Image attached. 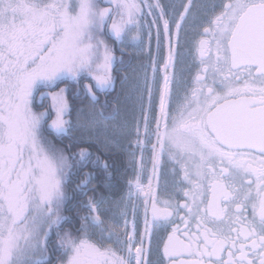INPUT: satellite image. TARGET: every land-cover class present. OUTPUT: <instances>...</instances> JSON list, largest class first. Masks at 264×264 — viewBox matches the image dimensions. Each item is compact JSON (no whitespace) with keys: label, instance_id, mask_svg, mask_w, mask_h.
Returning <instances> with one entry per match:
<instances>
[{"label":"snow or ice","instance_id":"snow-or-ice-1","mask_svg":"<svg viewBox=\"0 0 264 264\" xmlns=\"http://www.w3.org/2000/svg\"><path fill=\"white\" fill-rule=\"evenodd\" d=\"M103 2L108 7H100L98 0H0V264H51L50 233L68 219L61 215L67 199L65 178L92 156L81 148L70 158L50 142L45 144L42 124L48 112L33 111L34 93L58 81L79 84L84 77L93 81L83 85L84 95L97 102V92L110 91L115 79L112 65L117 57L102 38L105 33L120 43L129 38L139 41L145 15L157 9L168 34L169 21L159 0L154 4ZM192 6L193 0H187L175 21L177 42ZM217 7L221 10L209 21L210 27L203 28V38L196 44L200 68L194 87L179 96L170 113L171 85L179 88L181 84L167 73L177 57L170 48L159 117L151 132L144 118L145 135L155 137L153 178L159 185L161 157H166L173 165L170 173H180L173 183L188 185L180 188L184 203L159 199L151 181L145 190L139 176L128 181L126 197L112 203L118 209L124 203L126 209V200L145 197V231L137 242L135 227L126 231L125 210L119 212L123 228L106 224L101 210L109 201L103 195L89 196L83 205L87 215L81 216L83 237L65 232L57 242L66 264H147L144 243L152 227L171 226L181 211L187 213L180 217L185 239L180 240L178 227H173L165 256L196 257L181 264H264V0H221L212 5L213 10ZM156 19L152 17L153 24ZM66 91L61 88L48 94L56 115L49 127L57 134L70 131L71 122L65 119L69 112ZM114 119L115 113L106 114L101 108L95 111L92 125L107 129L106 122ZM136 133L140 135L139 127ZM135 143L143 146L141 140ZM92 163H102L110 177L107 162L97 157ZM93 178V173H84L76 189L83 195L95 192V186L88 187ZM189 218L196 229L191 235ZM89 227L98 231L102 241H113L126 256L111 244L89 239Z\"/></svg>","mask_w":264,"mask_h":264},{"label":"flooded vegetation","instance_id":"flooded-vegetation-1","mask_svg":"<svg viewBox=\"0 0 264 264\" xmlns=\"http://www.w3.org/2000/svg\"><path fill=\"white\" fill-rule=\"evenodd\" d=\"M99 2L103 7H108L103 0H99ZM155 2L156 0H147L149 4H154ZM159 3L163 6L164 18L169 21L168 43L171 45V48L173 40H175V44H178L177 66L180 68L181 84L179 86L180 91L176 97L178 99L172 100L168 105V111L172 113L174 112L176 104L179 103V96L194 87L193 79L200 68L196 58V44L203 38L201 35L203 28L210 27L209 21L221 10L219 7L213 10L212 5L220 4L221 0H193L190 14L182 22L178 42L176 39L175 21L179 20V15L183 12V5L187 3V0H159ZM158 11L157 9H153L152 12L154 14L151 13L149 16L152 18L155 15L158 18ZM159 23L162 25V20ZM102 37L112 48L114 56L117 57L112 65V75L115 78L114 87L106 93L97 92L99 100L93 102L90 97L83 93V85L93 83L89 78L81 77L79 84L71 80L58 81L57 86L60 88L68 85L69 89L73 87V93L69 94L75 105L70 110V119L73 118V109L77 106V116L81 112L83 117L95 115V111L102 108L106 114L115 113V119L109 120L115 123L107 124V129H104L101 125H96L94 128H88V131L86 129L83 131L84 128L89 126L87 121L82 129L69 126L70 131L66 134H57L53 129L49 128L47 126L49 119H46L44 126H42V134L45 133L46 135L52 136L55 142H57L56 144L64 147V151L70 158L72 153L77 152L81 148H86L92 153L89 162L85 166L73 168L65 178L63 187L67 199L61 208V215L68 217V219L61 223L59 229H54L50 233L48 255L51 264H66L67 257L58 249L57 245L60 237L65 232L70 233L74 238L83 237L84 233L80 231V225L82 223L81 216L87 215L88 210L83 205L87 203L89 196L95 197L105 194V198L109 203H106L101 210L102 218L106 221V224H119L123 228V219L119 218V212L125 209V205L122 203L118 209L112 202L126 197L129 191L128 181H134L139 176L140 183L146 190L151 181L155 195L159 199L172 200L178 204L184 203V197L180 188L188 187L186 184L173 183L174 180H179L180 173L177 172L175 176L170 173L169 170L173 168V165L164 156L161 157L159 166V185H157L156 180L153 178V151L151 144L155 143V137L153 136L149 139L144 133V118L146 117L147 111L149 114L152 99H148L150 90L148 89V75V79L141 78L140 76L143 73L142 61L144 58L147 60V57L140 58L138 55H144L143 51L147 48V45H145L146 38L140 34L141 39L139 41H132L129 38L124 43H120L107 33ZM149 45V48L153 46L152 43ZM51 89L53 87H40L34 93L32 102L34 112L40 113L41 111H47L48 115L53 116L51 112V98L48 95ZM217 91L222 92L223 89L217 88ZM41 93L45 95L42 96ZM153 99L152 119L150 120V124H148L149 132L155 128L157 108H159L158 103H160V97L158 99V96H155ZM148 101L150 102L148 103ZM71 124L73 125L72 119ZM137 127L140 129L139 136L136 133ZM105 139L107 140V144L104 143ZM137 140L143 141L142 147L135 143ZM97 157L100 158L101 162H107L109 165L107 173L111 174L110 177H106L102 163L95 165L92 163ZM70 162L74 163L71 160ZM88 172L93 173L94 177L88 187L91 189L95 186L96 191L89 190L87 195H83L76 189V186L84 179V173ZM103 180L104 183H102ZM165 181H167V184H165ZM144 200L145 197L143 196H133L131 201H125L127 204V208L125 209L127 215L124 219H127L129 222L128 226L131 230L129 231L127 227L126 231L132 232L134 226V236L137 242H139L145 231ZM133 206L136 207L135 213L132 211ZM160 206L163 207V205ZM248 214L249 216L251 215L250 209ZM180 217H187V213L181 211L178 216L173 218L172 225L169 227H152L150 239H146L144 243V248L146 249L144 255L147 264H181V261L196 259L195 256H189L187 254L172 257L164 255V246L168 243V237L172 234L173 227H178L179 229L176 232V236L180 240L185 239L183 235L185 225ZM147 218L149 221L152 219L150 204ZM188 229L189 235L196 232L195 222L190 218ZM57 231L60 233L59 236L56 234ZM88 238L98 244H111L114 248H117V251L121 255L126 256V253L120 251L113 241H102L96 229L89 227Z\"/></svg>","mask_w":264,"mask_h":264},{"label":"rangeland","instance_id":"rangeland-1","mask_svg":"<svg viewBox=\"0 0 264 264\" xmlns=\"http://www.w3.org/2000/svg\"><path fill=\"white\" fill-rule=\"evenodd\" d=\"M98 3H99L100 7H103L100 4L99 0H98ZM145 11H146V9H145ZM154 17H156V16L154 15ZM160 21L161 20L159 18H157L155 24H153L151 16L146 14L145 17H144V20L142 22V26H141V28L139 30L140 34L143 37L146 38L145 45H147L146 46L147 48H145V50L143 51L144 55L138 54L140 58L141 57H147V60L144 58V60L142 61V67H143L142 71H143V73L140 74V76H141V78H144V79H148L149 78V87H148V89H150L151 93H152V95H151L152 102H151V106H150L151 108H150L149 114H148V111H147L146 115H145L146 117H148V121H149L148 124H150V120L152 119L151 114H152V111H153L152 110V104L154 103V99L153 98L155 96L156 97L158 96V99H159V96H160V88L159 87L161 86V83H163V76H162L163 68H164L163 65L165 64V62L167 60V59H165V57H167V55L165 54V50H166V48H168V45H169L168 44V38H166V35H165L164 31H163V24L161 25L159 23ZM157 30H159V39L157 38ZM151 43H152L153 46H151L149 48V46H150L149 44H151ZM171 44H172V48H174L176 53L178 54V47H177L178 44H175V40H173ZM153 48H154V50H152ZM161 60H163L162 63H161ZM177 61H178V55L176 57V61L174 62V65L168 69V74L170 76H174L176 79L180 80L181 79L180 68L177 66ZM153 65H155V68H156L155 73H153ZM147 75H148V78H147ZM158 80H160L159 84L157 83ZM53 88H55V89H51L50 93L58 92L61 88H66L67 89L65 95H66L67 100H68L69 112L65 116V119H67V120H69L71 122V119H73V118L70 119V116H71L70 110L72 108V100H71L72 98H71L70 94L73 93L72 92L73 91V87H70V89H69V87L67 85V86L59 88V86L56 85ZM179 91H180V87L178 88L177 85L175 83H173L171 85V96H170V98L168 100V105L171 103L172 100L178 99L176 97H177V94H178ZM148 99H149V96H148ZM149 102L150 101H148V103ZM51 104H52V100H51ZM41 112H44V111H41ZM51 112H52L53 116L51 117L50 115H48L45 118V120L49 119L48 123H47L48 127L51 124V121L56 118L55 110L52 107H51ZM93 117H94V115H87V117H83V114L81 112H79V115L77 116V119L75 120V122H74V119L72 120L73 125L70 123L69 126H74V127L78 128V129H82L85 126V124H86L84 122L88 121V125L89 126L87 128H84L83 131H85V129L87 130L88 128H94L96 125H92ZM158 117H159V108L157 110L156 118H158ZM44 122H43L42 126H44ZM106 123L107 124H111V123H115V122L114 121H112V122H110V121L108 122L107 121ZM42 135H43L42 137L45 138V144L46 145H47L48 142H50L56 148L62 149L63 151L65 150L63 146L58 145V144L55 143V139L54 138H52L50 136L46 137V136H44V134H42ZM64 153H65V155H67V153L65 151H64ZM128 230L131 231L129 226H128Z\"/></svg>","mask_w":264,"mask_h":264},{"label":"trees","instance_id":"trees-1","mask_svg":"<svg viewBox=\"0 0 264 264\" xmlns=\"http://www.w3.org/2000/svg\"><path fill=\"white\" fill-rule=\"evenodd\" d=\"M161 63H162V60H161ZM56 85H57V83H56ZM56 85H54V86H56ZM54 86H53V87H54ZM53 89H55V88H53ZM71 100H72V99H71ZM74 101H75V100H74ZM74 105H75V104H74L73 101H72V106H74ZM78 105H79V104H78ZM80 106H81V104H80ZM82 106H83V105H82ZM77 109H78V106L75 107V108L73 109V112H74L73 118H74L75 120L77 119L76 116H77V114H78V110H77ZM75 114H76V116H75ZM72 120H73V119H72ZM75 120H74V121H75ZM84 123H87V121H85ZM44 136L49 137V135H48V134L46 135L45 133H44ZM50 137H52V136H50ZM55 143H57V142H55ZM102 183H104V180H103ZM99 196H100V195L95 196V198L98 199ZM103 196L105 197L106 195L104 194Z\"/></svg>","mask_w":264,"mask_h":264},{"label":"bare ground","instance_id":"bare-ground-1","mask_svg":"<svg viewBox=\"0 0 264 264\" xmlns=\"http://www.w3.org/2000/svg\"><path fill=\"white\" fill-rule=\"evenodd\" d=\"M168 42H169V37H168ZM169 44V43H168ZM170 48H171V45L169 44L168 45V48H167V52H166V55H167V57H166V59H168V55H169V50H170ZM167 61V60H166ZM165 65V64H164ZM163 65V66H164ZM167 73H168V69H167ZM164 75H165V68H163V74H162V76H163V83H164ZM163 83H162V86H161V88H162V90H163ZM162 90H161V92H162ZM160 104V103H159ZM145 190H146V188H145ZM133 229V228H132Z\"/></svg>","mask_w":264,"mask_h":264}]
</instances>
